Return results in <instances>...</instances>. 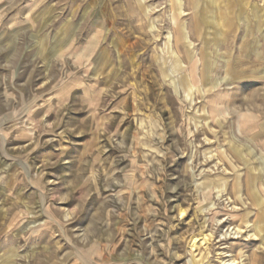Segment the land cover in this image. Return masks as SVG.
Returning <instances> with one entry per match:
<instances>
[{"label":"rangeland","instance_id":"1","mask_svg":"<svg viewBox=\"0 0 264 264\" xmlns=\"http://www.w3.org/2000/svg\"><path fill=\"white\" fill-rule=\"evenodd\" d=\"M167 1L0 0V264H264V0H185L198 71Z\"/></svg>","mask_w":264,"mask_h":264},{"label":"bare ground","instance_id":"2","mask_svg":"<svg viewBox=\"0 0 264 264\" xmlns=\"http://www.w3.org/2000/svg\"><path fill=\"white\" fill-rule=\"evenodd\" d=\"M169 1V0H168ZM167 1V2H168ZM191 4V3H190ZM191 7V6H190ZM189 7V8H190ZM195 9H197L198 5L195 4ZM169 10V9H168ZM170 10H171V13H170V21H171V24L178 28L180 33H181V39L184 41V43L188 44V46H192V49L194 51V56H195V59H194V64H195V67L198 71V64H197V56H196V52L197 50L195 49L194 47V42L192 41L191 39V31H189L188 29V26H187V21L186 19L183 18V14L185 13V0H171L170 1ZM193 16V15H192ZM168 18V17H167ZM194 20V19H193ZM169 21V20H168ZM153 23V22H152ZM194 24V23H193ZM171 26V25H170ZM170 28V27H169ZM212 29V28H211ZM194 30V29H193ZM169 38H173L174 40V35H173V32L172 31H169ZM71 37V36H70ZM69 37V38H70ZM68 38V39H69ZM196 39V38H195ZM67 39H62L60 42H59V46L63 45L64 43H66ZM60 53V52H59ZM64 52H61L59 55L60 56H63ZM171 71L172 72H179L180 71V75H179V80H178V85L179 87H181V89L186 93V97L189 98L190 97V93H200L201 92V89L203 88L206 89L208 87V82L207 80L205 79V77H201L200 75L198 76V84L195 83L194 81V77H193V74L192 72L190 71V75L189 76H186V75H183V73L181 72V69L183 68L182 66V63L180 62V60L176 58L174 59H171ZM201 62V61H200ZM200 66V65H199ZM216 113H217V108H216ZM227 113L226 111V108H219L218 109V113H217V116H224L225 114ZM240 123V122H239ZM238 123V124H239ZM240 145V144H239ZM237 149H239V147H237ZM244 150L247 151L248 153H252V149L251 147H244ZM261 162V165H262V170H264V160H260ZM264 173V172H263ZM262 177V176H261ZM257 182V181H256ZM225 184V181L223 178L219 177L215 180H213L210 184L218 190L220 189L221 187V184ZM255 183V182H254ZM262 187V184L260 185ZM1 187V186H0ZM213 187V188H214ZM223 187V185H222ZM204 188V190H206V192H210L209 191V188L208 185L207 186H204L202 187ZM259 188V187H258ZM221 190H218V193H220ZM256 193L258 194V196L260 197L259 199V203L262 204V202H264V189L262 188L259 192V190H256ZM183 215V214H182ZM264 221V220H263ZM31 222V221H30ZM25 223H23L20 227V231H23L26 229V227L24 226ZM264 225V222H256L255 223V228L258 232H261V227H263ZM238 226V225H237ZM236 226V227H237ZM231 227L233 226H230V229ZM235 228V227H234ZM237 230H240L239 227H237ZM234 232V231H233ZM211 235V233H210ZM257 236V235H256ZM210 238H209V235L206 234L204 231L201 232V234H193L190 238V243H189V247L192 248L195 251H197V248L199 247V242L202 241L201 243L204 244L205 246L208 244ZM200 243V244H201ZM209 248V247H208ZM234 261V260H233ZM231 262V261H230ZM234 263V262H233Z\"/></svg>","mask_w":264,"mask_h":264}]
</instances>
